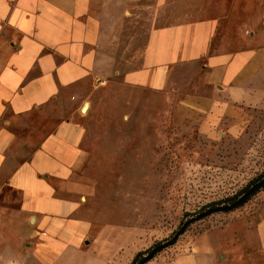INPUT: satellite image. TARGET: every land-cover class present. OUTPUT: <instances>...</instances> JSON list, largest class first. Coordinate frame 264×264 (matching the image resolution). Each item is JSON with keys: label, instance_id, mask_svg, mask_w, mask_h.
I'll return each instance as SVG.
<instances>
[{"label": "rangeland", "instance_id": "rangeland-1", "mask_svg": "<svg viewBox=\"0 0 264 264\" xmlns=\"http://www.w3.org/2000/svg\"><path fill=\"white\" fill-rule=\"evenodd\" d=\"M204 1H118L125 34H107L105 44L118 69H140L149 31L194 20ZM238 3L223 8L231 20L213 42L233 65L211 80L200 64L181 66L158 91L108 78L95 97L98 118L77 119L97 160L74 177L89 187L83 245L58 233L36 262L37 238L0 241L3 264H142L161 245L145 264H264V188L237 205L264 182V5ZM61 107L36 118L35 138L72 112Z\"/></svg>", "mask_w": 264, "mask_h": 264}, {"label": "crops", "instance_id": "crops-1", "mask_svg": "<svg viewBox=\"0 0 264 264\" xmlns=\"http://www.w3.org/2000/svg\"><path fill=\"white\" fill-rule=\"evenodd\" d=\"M118 1L0 0V241L9 247L11 241L25 244L27 235L37 238L30 261H43L42 246L57 245L58 233L82 246L92 227L89 187L74 177L97 160L78 120L98 118L95 97L107 79L121 76L128 86L158 91L177 68L200 64L211 80L210 72L235 62L213 44L231 20L223 8L237 1L264 5L205 0L194 20L152 28L142 67L122 73L115 48L105 46L107 34H125L128 18ZM57 104L72 112L35 138L36 118ZM17 129L28 137L20 138Z\"/></svg>", "mask_w": 264, "mask_h": 264}, {"label": "trees", "instance_id": "trees-1", "mask_svg": "<svg viewBox=\"0 0 264 264\" xmlns=\"http://www.w3.org/2000/svg\"><path fill=\"white\" fill-rule=\"evenodd\" d=\"M251 188L252 189H250V191L247 192V195L243 198V200L237 204L238 207H240L243 204H245L249 200L250 197H252L257 192H259L261 189H263L264 188V182H262V183H255V184H253L251 186ZM165 247H166V245H161V246H158V247L153 248V250L151 251L150 255L148 257L144 258V262H142V264H145L147 261L151 260L153 257H155V255H157Z\"/></svg>", "mask_w": 264, "mask_h": 264}, {"label": "bare ground", "instance_id": "bare-ground-1", "mask_svg": "<svg viewBox=\"0 0 264 264\" xmlns=\"http://www.w3.org/2000/svg\"><path fill=\"white\" fill-rule=\"evenodd\" d=\"M88 106L86 107V109L83 111L84 113L87 112Z\"/></svg>", "mask_w": 264, "mask_h": 264}]
</instances>
